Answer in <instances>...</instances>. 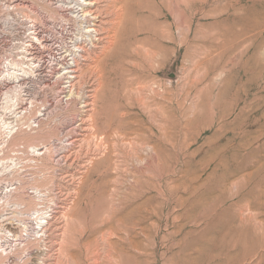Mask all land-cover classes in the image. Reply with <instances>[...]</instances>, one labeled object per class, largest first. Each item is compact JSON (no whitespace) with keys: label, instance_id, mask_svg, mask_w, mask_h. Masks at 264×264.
I'll list each match as a JSON object with an SVG mask.
<instances>
[{"label":"rangeland","instance_id":"374dc122","mask_svg":"<svg viewBox=\"0 0 264 264\" xmlns=\"http://www.w3.org/2000/svg\"><path fill=\"white\" fill-rule=\"evenodd\" d=\"M10 1L72 18L58 0L0 14ZM92 1L68 103L56 83L5 148L6 180L49 206L38 234L8 224L0 264H264V0Z\"/></svg>","mask_w":264,"mask_h":264},{"label":"built area","instance_id":"2783aa9c","mask_svg":"<svg viewBox=\"0 0 264 264\" xmlns=\"http://www.w3.org/2000/svg\"><path fill=\"white\" fill-rule=\"evenodd\" d=\"M81 3L58 0L72 18L50 24L19 13L13 1L6 3L0 14V125L1 136L5 135L1 149L16 132L36 130L49 117L54 101L48 95L56 83L59 104L68 103L70 79L90 40L80 31L92 23Z\"/></svg>","mask_w":264,"mask_h":264},{"label":"bare ground","instance_id":"6f19581e","mask_svg":"<svg viewBox=\"0 0 264 264\" xmlns=\"http://www.w3.org/2000/svg\"><path fill=\"white\" fill-rule=\"evenodd\" d=\"M81 7H82V11H84L85 15L88 14V11H85L88 9L89 5H95V2H93L92 0H81ZM91 25V24H90ZM81 33L83 35L86 36H90L89 33H92L91 28L89 26V28H81ZM92 36V35H91ZM81 60H83V55ZM78 61V59H77ZM76 66V65H75ZM77 71V70H76ZM76 79V75H74L73 78L70 79V87L67 91V96H71V94H73V84L74 81ZM41 126V124L39 125V127ZM4 129V127L2 125H0V140L1 138L4 141V136H1V130ZM39 128H37L36 130H21L23 132H36ZM20 131V132H21ZM5 132V131H3ZM11 131L8 130L6 132V134H9ZM17 132L14 134L16 135ZM13 137V136H12ZM36 141V140H35ZM34 142H32L31 144L28 145V150L26 147V150L29 151L30 153L32 152V154L34 155H41L43 154L46 150H48L46 145H43L42 149L44 148V151H41V148H39V146ZM5 153V149H1L0 148V243L5 240V241H10L7 242L8 244L15 241L14 237H16L17 235L15 234L16 232H14L13 230H11V228L8 227V224L11 225H15V227L17 226V228L20 229H24L21 227H26L28 231H26V236H23L24 238H28L32 235V233H30L29 231L32 232L33 225L37 224L38 227H41V230H36V233L38 234L40 231H42L43 229V223H47V217H48V204H44V206L42 207H37L40 203V201H38V203H34L35 206H33V208L30 209L29 206H27L24 202V197L25 198H31L33 199V201L35 202V199L41 200V192L40 189L38 187H33L32 191L29 192L28 190H25L24 187L21 185L20 181L15 179L14 182H10L7 181L6 178L4 176H8V175H13V171L16 170L17 164L13 161L12 157H7L4 156ZM16 182L18 184H16ZM13 188H11L10 186H13ZM18 192H22V195L19 196V198H17V194ZM28 198V199H29ZM24 201V202H23ZM28 204V203H27ZM29 211H26L28 210ZM50 212V210H49ZM51 214V213H50ZM49 214V215H50ZM34 222V223H33ZM12 227V226H11ZM31 227V228H30ZM25 230V229H24ZM33 230H35L33 228ZM23 232V231H22ZM17 241V240H16ZM3 244H0V246ZM15 247H17L19 244L15 243L14 244ZM10 247V246H9ZM6 250V248H4ZM4 258V256L2 254H0V259ZM3 263V262H2Z\"/></svg>","mask_w":264,"mask_h":264}]
</instances>
